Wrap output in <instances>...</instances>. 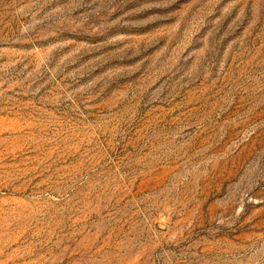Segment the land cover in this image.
<instances>
[{
    "label": "rangeland",
    "instance_id": "rangeland-1",
    "mask_svg": "<svg viewBox=\"0 0 264 264\" xmlns=\"http://www.w3.org/2000/svg\"><path fill=\"white\" fill-rule=\"evenodd\" d=\"M0 264H264V0H0Z\"/></svg>",
    "mask_w": 264,
    "mask_h": 264
}]
</instances>
